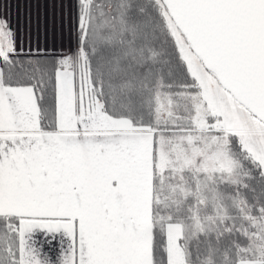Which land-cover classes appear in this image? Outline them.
Here are the masks:
<instances>
[{
    "label": "snow or ice",
    "instance_id": "obj_1",
    "mask_svg": "<svg viewBox=\"0 0 264 264\" xmlns=\"http://www.w3.org/2000/svg\"><path fill=\"white\" fill-rule=\"evenodd\" d=\"M0 264H264V0H0Z\"/></svg>",
    "mask_w": 264,
    "mask_h": 264
}]
</instances>
